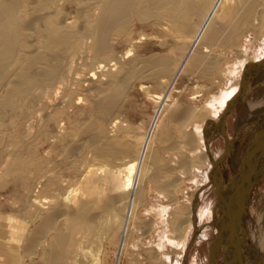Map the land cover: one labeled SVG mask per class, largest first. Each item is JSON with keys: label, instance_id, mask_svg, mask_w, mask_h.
<instances>
[{"label": "bare ground", "instance_id": "1", "mask_svg": "<svg viewBox=\"0 0 264 264\" xmlns=\"http://www.w3.org/2000/svg\"><path fill=\"white\" fill-rule=\"evenodd\" d=\"M66 3L75 4L77 9L71 21H67L63 12ZM141 21L160 25L162 35L157 34L169 44L168 53L145 58H129L130 51L126 57L115 55L114 40L133 43L131 30ZM248 35L254 36L250 43ZM263 38L264 0H0V89L3 88V92L0 90V128L6 130L7 126L10 130L5 138L0 137V161L2 156L6 157L0 180L15 176L25 186L33 180L35 173L36 179H40V182L36 181L37 186L42 184V191L49 192L52 198L49 201L41 200V197L34 199L37 186L32 189L26 185L22 216L0 213V264H103L106 255L103 248L106 244L112 245L115 237L116 259L120 264L130 239L131 223L135 217L136 221L144 220L138 209L144 205L148 189L167 195L171 202L179 204L173 212V220H167L174 236L166 238L175 248L166 252L164 258L157 253L153 256L154 264H173L172 256L183 253L176 247L188 239L193 224L198 222L195 211L179 201L183 176L194 180L191 173L206 168V179L212 178L214 185L221 183L218 198L223 210L221 212L219 208V217L231 206H228L229 196L226 198L225 193L232 189L233 195L239 192L242 196L246 191L244 175L247 172H243L242 167L249 160L248 154L252 151L249 148L257 144V140L252 138L249 143L244 138V142L233 144L236 146L234 153L221 163L218 157H212L207 142L210 136L201 124H210L208 121L219 117L228 103L240 96L243 91L240 90V77L230 86L226 85L246 64L261 59L264 52L259 55L255 45ZM217 52L239 54L238 61L233 62ZM254 52L253 57L248 55ZM85 53L95 60V64L91 63L95 66L92 69L88 66L89 70H83L74 80L70 76L80 64L77 57H87ZM99 59L104 60L97 62ZM112 59L115 60L113 64ZM225 61L227 67L223 66ZM186 71L192 76L203 77L201 80H211L212 84L220 79L226 88L218 85L220 92L212 93L213 97L201 110L194 107L193 102L168 105L167 99L171 97L166 95L165 99L163 94L155 95L161 103L151 130L143 136L134 135V125L121 118L128 84L132 85L129 81L134 78L158 80L169 93L175 80ZM97 72H101L99 76L109 77L110 81L101 82L103 86L96 98L89 96L93 118L84 128L78 130L73 126L71 131L65 132L67 136H61L65 128L61 126L63 112L53 109L54 103L73 104L75 91L69 86V78L78 85L83 81L93 83ZM262 80L264 76L258 82ZM262 83L249 96L242 93L244 103L239 105L238 127L256 119L259 110H264ZM146 87L142 91H146ZM149 93L145 92V95ZM195 98L198 96L191 99ZM115 113H119V120L111 122ZM109 121L114 131L108 127ZM24 123L26 128L21 133L18 129ZM52 124L56 127L55 133L50 130ZM51 138H54L53 146L70 143L67 150L63 148L68 156L65 161L62 157V165L50 158L43 159L45 156L38 159L37 142H48ZM80 140H85L86 144L82 146ZM156 141L160 142L159 147L155 145ZM85 147L91 154L92 164L79 159ZM174 150L182 155L179 160L170 155ZM251 158V170L245 169L250 176L257 157ZM76 159L80 160L79 164L74 161ZM67 166L75 171V174L72 172L77 180L76 184L73 182L74 186L63 180L60 170ZM179 171L184 174L182 177H179ZM256 178L250 180L248 189L251 192L257 187L259 177ZM165 180L169 182L164 184ZM225 187L228 188L226 192ZM252 196L250 203L255 198ZM262 215L256 222L251 218H247L248 222L244 219L238 227V246L231 242L226 244L227 253H231L226 264H264ZM163 223L166 224L162 219ZM146 225L145 232H151L158 224L151 221ZM207 232L205 230L203 235L207 236ZM178 263L179 258L175 264Z\"/></svg>", "mask_w": 264, "mask_h": 264}, {"label": "rangeland", "instance_id": "2", "mask_svg": "<svg viewBox=\"0 0 264 264\" xmlns=\"http://www.w3.org/2000/svg\"><path fill=\"white\" fill-rule=\"evenodd\" d=\"M66 4L64 5V8H63L64 11L63 12L66 14L67 21H71L75 17V11L77 14V9H76L75 4L68 3L70 5V7L68 4L67 5ZM71 7H73L74 9ZM141 22L135 23V25L133 26V28L131 30L130 39H132L131 40L132 42L134 41L133 42L134 44L133 43L130 44L127 42L123 43L121 41H118V40L115 41L114 40L113 53L115 55H117L119 57L120 56L126 57V53L128 51H130V53L127 54V55L130 54L129 58H135L138 56H140V58H145V57H149L152 55H164V54L168 53L167 51L170 50L169 44H167V41L163 36L158 35V34L162 35L161 30H160L161 29L160 25L156 22L143 21L142 22L143 24ZM156 25H158V26H156ZM155 26L157 28H155ZM139 36L141 37V39ZM142 37H143V39H142ZM253 39H254V36L248 35L247 41L249 43ZM159 40H161V44H160ZM121 45H123L125 47H123ZM162 46H164V48H161ZM255 46H256V49H258L257 53L259 55L262 54L264 52V38H263V40H259ZM178 52H180V50ZM248 53H250V51H248ZM216 54L222 55L223 57L225 56L226 58L230 59L233 62L238 61V57H239V54L237 55L236 53H234V54L233 53L222 54L220 52H217ZM86 55H87V57L85 56L83 58L80 55H79V57H77V58H80V59H78L79 61L77 60V62H79L80 64L78 63L79 66H78V64H76V67L78 66V69L75 68L72 71L71 76H70V77H72V79L78 77V74H79V76H81L80 74H82L83 70H89V67H91L90 69H92L95 66L94 65L95 62H93L95 60H93L91 56L88 57L89 56L88 54H86ZM248 55L253 57L255 55V52L248 54ZM87 58H89V59H87ZM103 60L104 59H99V60H97V62H99V61L102 62ZM114 61L115 60L112 59L110 61V62H112L111 64L115 63ZM91 63H94V64L91 66ZM101 64H103V63H101ZM223 66L224 67L228 66L226 61H225ZM115 68L116 67H114V69ZM79 70H81V71H79ZM74 72L77 75L74 74ZM187 72L188 71L184 72L175 80V82L173 83L174 84L173 88L171 91H169V93L168 92L166 93V91H165L166 89L159 83L158 80H154V81H148L147 80L146 81L145 79H143L144 80L143 81L141 78H134V79H131V81H129V83L131 82L130 84H132V85L128 84L129 90L127 88V91L125 94L126 96L127 95L128 96L126 97L125 102H123V104H122L123 112H122L121 118H126L125 121H128V123L131 126L134 125L133 127L135 128V131H136V132H133V134L135 133L134 135L143 136L145 134V132H147V131L149 132L151 130V127H152L151 124H153V119L156 116V113L158 111L157 108H159V105L161 103V100L156 99L155 95L163 94V96L165 95L164 96L165 99H167L168 96H169V98L171 97L169 100L167 99L168 105H170L172 103H179L182 105L184 103L193 102L194 107H196V108L198 107V109L201 110L205 107L207 100L211 96L213 97L212 93H219L220 92L219 87L221 86L223 88L225 86V83H221L220 79H218L216 84H212L211 83L212 81L207 80L206 78L201 80L203 77L197 75L200 73L195 74L197 76H192L193 75L192 73H190V72L187 73ZM97 74L98 75L95 76L93 83L88 82V81H86V82L83 81L78 85L74 81L76 79H74L72 81V79L69 78L70 79V82H69L70 85L69 86L71 89H73L75 91V93H74L75 99H73L74 100L73 104H68V102L67 103L64 102L63 104H65V105H63L61 103L58 105L59 102L54 103L56 105H55V107L53 106L54 107L53 109L57 108L63 112L62 117H64V118H63V120H61V126L65 127V128L63 129L64 131H61L62 132L61 136H67L66 133L68 131H71L74 127H76L77 129L79 128L78 130H80L81 128H84L93 118L92 117L93 112L91 110L89 102H90L91 98H96L98 95H100V89H102V86H103V85L101 86V84H103L101 82L104 81L105 83H108L110 81L109 77L106 78L103 75L99 76L101 74V72H97ZM263 76H264V55H262L261 59L258 62L246 64L245 67L243 68L242 72L234 75L231 78V81L229 83H227L228 85H226V87L230 86L233 82H236L240 77V80H241L240 85H242L240 87V90H243L242 93L244 94V96L246 93H247V96H249L250 94H252L254 89H257V87H260L257 85H259L262 81L264 82V80H262L261 82L259 81L260 83L258 82V80L262 79ZM255 78H257V79H255ZM105 79H107V80L109 79V81H107ZM97 80H99V83ZM137 81H139V82H137ZM96 83H98V84H96ZM262 84H264V83H262ZM218 85H220V86L218 87ZM97 86H98V88H97ZM261 86H262L261 89L264 90V86L263 85H261ZM144 87H146V91L145 90L144 91L148 92V93L150 92L148 95H152V96L148 97V95L147 96L145 95V92L142 91V89H145ZM226 87H224V89ZM2 89H0V90L3 92ZM240 90L237 93H239ZM127 92H128V94H127ZM170 92H172V93H170ZM87 93H89L88 96H87ZM242 93L240 94V96L238 95V96H236V98H233V100H231L229 102L230 104L228 103V106H226V108L223 110L224 112L222 111L220 113L219 117L208 121V122H210V124H208V125H204L203 123L201 124V125L205 126L204 127L205 133H207V134L209 133L208 135L210 137L208 138L209 140L207 139V142L211 148V152L213 154L212 157H215V158L218 157L217 160H219V161L221 160V163L223 162L222 160L227 161L228 158L230 159V156L232 155L231 153L232 152L234 153L236 146H234L233 144H237L239 141L244 142V140H243L244 138L246 141L248 140L249 143L250 142L252 143V141H251L252 138L257 140V138H256L257 133L256 132H258L257 131L258 126L260 125V129H261L263 124H264L263 123L264 122V113H263L264 110H259V112H258L259 115L258 116L256 115L257 116L256 119H254L248 123H244V125H242L241 127H238L239 126L238 125V122H239L238 121V109L244 103V99H241L243 97ZM59 95H61V93H59ZM166 95H167V97H166ZM193 96H198V98H195L194 100H192L191 98ZM200 97H201V99H200ZM86 98H88L89 101H87ZM78 100H80V102H78ZM151 100H153V101H151ZM234 102H235V104H234ZM62 106H63V108H62ZM231 106H232V108H230ZM125 109H126V111H125ZM52 110H49V111H52ZM66 113H67V115H66ZM118 115H119V113L113 114L111 116L110 121L113 122L115 120H119ZM62 117H61V119H62ZM110 121L108 122V127H111L114 131V128L112 127ZM222 121H224V123H225V131H222L223 130ZM12 128L13 127H11V129ZM23 128L24 129L26 128L25 123L23 124V127L19 126L18 130L22 133L24 130ZM111 128H109V129H111ZM236 128H237V130H236ZM0 129L2 130V133L0 131V137H1V139H3L7 136V134L9 133L10 130L8 131L9 128L7 126H6V130H4L5 127H2ZM50 130L51 131L53 130V133H55L57 131L56 127L53 124L50 126ZM222 133L224 134V136ZM4 134H6V135H4ZM210 134H212V135H210ZM211 137H213V138H211ZM51 139L52 140L48 139V142L50 140L49 144H47L48 142L45 140H42L41 143H39L40 141L37 142L38 159L42 160V156L43 157L45 156V158H43V159L50 158V160H52V162H54L58 165H62V163L67 158L65 156H68L66 150L70 146V143L69 142L63 143V145H65V146H62L61 144L53 146V139L54 138H51ZM80 142H81V145L86 144L85 140L84 141L80 140ZM253 142L255 143L256 141H253ZM51 143H52V145H50ZM155 145L157 147H159L160 142L156 141ZM255 145H257V144H255ZM52 146H53V148H52ZM229 146H230V148H229ZM254 146L251 148H249L250 146L248 147L252 151H250V153L248 154L249 160H246V163L242 167L243 172H247L244 175L246 178V179L244 178V180L246 182V183L245 182L244 183L246 185H248V186L245 185L247 188L249 187L250 180L254 179V181H255L257 179L256 177L257 176L259 177L257 184H256V186L258 188L256 187L254 189L255 191L253 190V192H252V195L253 196L255 195V198L252 196V198H254L253 199L254 201L252 200L251 203L249 202L250 204H249L248 215L245 217L247 222H248L247 218L254 219V221L256 222L258 217H260V215H262V213L264 214V176L263 177L261 176V174L263 175V167H264V157L263 156H264V153L262 154V151L259 150V146H257V148L255 150H253ZM227 147H228L229 151H227ZM50 148H52V149H50ZM63 148H65L66 150H64ZM48 149L50 151L49 153H48ZM53 151H55V152H53ZM174 151H173V154H170V155H172V156L174 155L173 158H175L176 160L178 159V157L180 159V157H182V155L178 154L177 151H175L178 154V156H177ZM258 151H260V155H259ZM89 153L90 152L85 147V150H82L81 154L79 155V157H82V158H79V159L81 161H84L86 159L88 164L94 163V162H92V159L89 156L91 154H89ZM39 154L41 156H39ZM45 154L46 155L49 154L50 156L49 155L46 156ZM252 155H253L252 158L257 157L256 158V164H255L257 166V168L261 167L262 169L260 168V170L259 169L257 170L256 166L253 165V167L255 166V168H253V170H252L253 172H251V176H250V175H248V171L251 170L250 167H252L251 164L249 165V163H250L249 161H250V158ZM62 157H63V160L65 158L64 161L62 160ZM252 158H251V160H252ZM5 159H6V157H3V156L1 157L2 161H0V168H1L0 174H1V171L4 167V165H5ZM79 159H76L74 161H76V163L78 161L77 164H79L80 163ZM72 163H73V165L76 164L75 162H72ZM257 164H259V165L262 164V165L260 167H258L259 165H257ZM62 169H65V170H62ZM62 169L60 171L61 172L63 171L62 172V176L64 177L63 180H65V182L69 183V185L74 186V183L76 184V181H77L75 176H74L75 171L69 170L68 166L66 168H62ZM213 169L214 168L212 167L210 170V174L213 173ZM245 169H247L248 171ZM202 170H204V171H202ZM180 172L181 171L178 172V175H179V177H182V175H184V174L182 172L181 173ZM206 172H207L206 168L195 169L191 173L192 174L191 176L194 178V180L193 179L189 180L188 176L186 177V175L183 176V177H185V179L183 178V184L181 185V188H180L181 193H179V201H180L181 205H183L187 209H189V210L193 209L195 211V216L196 217L198 216L197 217L198 222L195 223L196 225L193 224V227L190 230L188 239L184 243H182L181 246L176 247L178 249V251L179 250L183 251V253L180 252L181 254L172 256L173 257V264L176 263V260L178 258H179L178 264H207L209 247L211 245V242L213 240L214 235L217 232V228H216V226H214V213L216 212L217 214H219V208H221L220 205L218 206V204H217L218 193H219V188H221V185H220L221 183L217 182L218 185L217 184L214 185L213 182L211 181L212 178L208 181L206 179V175H207V174H205ZM204 176H205V178H204ZM242 176L243 175L241 174V180H242ZM33 177L35 179L38 178L37 174L35 175V173L33 174ZM34 178H33V180H34ZM33 180H31V182H28L26 184L27 187H32V189H33L35 186H37V184H39L37 182H40V181H38L40 179H38V180L36 179V180H34V182H33ZM254 181H252V182H254ZM70 182H71V184H70ZM167 182H169V181L165 180L164 184H166ZM29 183H31V184H29ZM26 185L24 186L23 184H21L18 181L17 177H15V176L9 177L6 181L0 180V213L2 215H11L12 214L14 216H22V214H23V207L22 206H23V203L25 202L23 200L26 196L25 193L28 190V189L26 190V188H27ZM24 188H25V190H24ZM230 188H232V187H230ZM224 189H225L224 192H226L228 190L227 187H225ZM229 191H228V194L225 193L226 198L229 196L227 198L228 199L227 201L229 202L228 206H230V204H231V206L236 207V205L239 203V201H241L240 199L242 198V196H240L239 192H237V193H235V195H233L234 190H232V189H230ZM258 193L262 194V195H259ZM42 194H45V195L43 196ZM33 195L34 196L32 198H34V199L35 198H37V199L42 198L41 200L46 199V201H49L52 199L51 194L49 192L45 193L42 191V184H40L36 187ZM257 201H258V203H257ZM235 202H237V204ZM177 205H179V204H175L174 202H171L170 198H168L167 195L160 194L159 192H157L155 190H151V189L147 190V193L145 194L144 205H142L138 209V214H141L142 217L144 218V220L136 221L137 217H135L133 222L131 223L130 239L127 243L128 245H127L126 250L124 252L123 258L120 261V264H154L153 263V256H155V253H157V255H159L160 257L164 258L166 252L169 253L172 251L173 248H175L174 245H171L168 243L166 236H169V237L174 236V233L172 232L170 224L167 223V220H171V221L173 220V217H174L173 212H175ZM163 209H165V210L163 211ZM220 210L222 212L223 209L221 208ZM263 216L264 215H262L261 217H263ZM161 218L163 219V221L166 224H164V223L162 224ZM250 220L248 223L249 226L251 225ZM151 221L155 222L156 225L158 224L157 228H153V230L151 232H145V231H147L146 226H148L146 224L150 223ZM262 225H263V223L260 225V227H262ZM263 228H264V226H263ZM205 230L208 231L207 233L209 236L203 235ZM116 240H117V237L113 238V244L112 245L106 244L105 247L103 248L104 253H106L105 257H103V261H102L103 264H117L116 253L118 251L117 250L118 248L116 245ZM234 243L238 246L236 241L233 242V244ZM227 248H228L227 245L221 247L219 254H218V263L219 264H226L227 261L230 259L231 253L228 254L229 251ZM227 251H228V253H227ZM263 263H264V261H263Z\"/></svg>", "mask_w": 264, "mask_h": 264}, {"label": "water", "instance_id": "3", "mask_svg": "<svg viewBox=\"0 0 264 264\" xmlns=\"http://www.w3.org/2000/svg\"><path fill=\"white\" fill-rule=\"evenodd\" d=\"M222 124L225 130L224 121H222ZM257 131L258 132H256L257 133L256 143L259 146V150L264 153V124L261 129L259 125ZM227 151H229L228 147H227ZM261 176L262 177L264 176V167H263V175ZM251 194H252L251 189L250 188L248 189L246 187V191L244 192V194H242V198L240 199L241 201H239V204L236 205V207L235 206L228 207V209L218 218L217 222L216 220L218 214L216 212L214 213V226H216L217 232L214 235L211 245L209 247L207 264H219L218 254L221 247L228 244V242H231L232 244L233 242L237 241L236 240L238 236L237 233L239 234L240 231L238 227H240L245 217L248 215ZM219 202L220 199L218 198V202H217L218 206H219Z\"/></svg>", "mask_w": 264, "mask_h": 264}]
</instances>
